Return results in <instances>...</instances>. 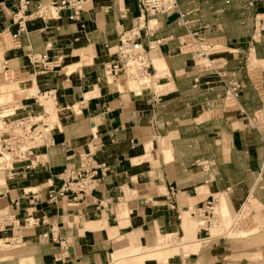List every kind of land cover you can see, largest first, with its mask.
Wrapping results in <instances>:
<instances>
[{
    "label": "crops",
    "instance_id": "obj_1",
    "mask_svg": "<svg viewBox=\"0 0 264 264\" xmlns=\"http://www.w3.org/2000/svg\"><path fill=\"white\" fill-rule=\"evenodd\" d=\"M27 1L16 15V0H0V33L18 35L3 57L31 78L23 88L32 83L37 97L47 96L61 115L53 145L41 153L45 166L5 175L15 222L0 230H19L22 246L20 255L0 264H159L138 250L150 254L162 242L180 251L177 263L170 255L162 264H188L193 254L180 247L217 241L188 222L183 226L185 218L197 220L193 209L214 198L229 213L252 199L264 215V131L244 127L240 117L264 111V36L250 40L264 0H177L188 27L219 46L224 71L242 82L238 111L225 109L224 88L214 76L194 84L193 60L177 50L176 39L186 32L178 13L143 21L137 40L144 47L161 43L141 85L103 75L121 37L137 23L135 0H98L77 20L66 12L54 20L30 18L37 4L50 0ZM19 16L24 32H18ZM32 110L38 114L41 107ZM86 153L108 168L96 190L76 202H50L48 186L59 188L57 176ZM12 199H19L17 208ZM223 250L203 255L223 263Z\"/></svg>",
    "mask_w": 264,
    "mask_h": 264
},
{
    "label": "built area",
    "instance_id": "obj_2",
    "mask_svg": "<svg viewBox=\"0 0 264 264\" xmlns=\"http://www.w3.org/2000/svg\"><path fill=\"white\" fill-rule=\"evenodd\" d=\"M18 10L16 15L23 14L29 2L27 0H16ZM98 0H50L48 4H37L35 10L29 15L30 18H40L43 20L59 19L63 12L68 14L71 20H77L81 13L88 7H91ZM139 12L136 25L125 33L116 48L115 59L103 66V75L106 81H114L119 76L126 79H134L141 81L143 78L150 76L153 71V65L150 59V53L155 51L161 41H152L144 47L136 38L137 33L143 28V21L158 16H168L178 13V24L185 29V34L176 39L177 50L181 55H187L193 60L194 84L200 83V78L208 74L214 76V83L220 84L224 88L223 105L228 111L237 110V98L243 89L242 82L234 76H228L221 64L225 66V62L217 58H213V54L218 52L219 46L202 38L198 32L191 30L185 21V14L179 13L177 0H135ZM18 32H24L22 23L24 19L19 16ZM264 33V15H261L254 22V33L250 40L256 42ZM17 34L8 32L0 33V155L6 156L12 164H21L24 170L34 171L37 168L45 166L46 162L41 154L42 149H47L53 145L52 128H48L43 124L40 118L45 117V110L41 106L36 97L32 96H13L17 90L3 92L5 85L12 84L17 80H11L16 77L17 68L11 66L9 61L4 59V53L9 50L3 49L6 44H11ZM39 61L34 58L32 64L37 65ZM210 80L204 81L205 85H211ZM23 93L20 91L19 94ZM8 94L10 98H5ZM39 95V93H36ZM44 95V94H43ZM45 96V95H44ZM32 101V104H28ZM33 105L41 107L43 114H34ZM240 117L244 121V127L255 130L257 132L264 131V111L259 110L252 116L241 114ZM43 130H40V128ZM35 139H40L39 146L30 147L26 143H33ZM207 169V168H206ZM108 168L104 164H98L94 160L92 154H81L78 157L77 165L68 164L57 176L60 187L55 188L53 185L48 186V200L52 203L66 199L70 202H76L82 198L90 196L95 190L99 181L105 176ZM172 188H170V197H172ZM10 203L17 208L19 199H12ZM217 202L214 198L206 201L199 208L190 212L191 216L197 218L198 232L204 236V239L216 238L221 239L222 234L210 235L209 230L226 224L223 219L224 214L217 210ZM247 202L243 203L231 218L228 226L229 231L238 229L248 214L246 208ZM0 228L12 226L14 224V215L9 211L0 216ZM14 227V226H13ZM12 227V228H13ZM228 230V228H227Z\"/></svg>",
    "mask_w": 264,
    "mask_h": 264
},
{
    "label": "rangeland",
    "instance_id": "obj_3",
    "mask_svg": "<svg viewBox=\"0 0 264 264\" xmlns=\"http://www.w3.org/2000/svg\"><path fill=\"white\" fill-rule=\"evenodd\" d=\"M9 46L10 44H6L3 49L9 48ZM218 51H220V49H218ZM217 53L218 52L213 54V58L220 59V61L222 62L221 54ZM249 64L251 70H253V66H256L257 63L252 58L249 61ZM10 65L13 66V64L11 63ZM221 69H225V66H223L222 64ZM17 72L18 73L16 74V77H13L11 80H18V82H16V84H9L10 87L6 88V90H17L16 92H14V94H12L16 97L34 95L39 104L44 103L48 100L45 105L43 104L46 112L45 117L40 118V120L43 124H46L48 128H53L59 122V116L61 115V112L55 109L54 104L52 105L51 101L47 98V96H44V98L40 96L37 97V89L32 83H27L23 88L22 83L26 80H29L31 82V78L23 70L18 69ZM147 80H149V76L143 78L141 81L136 82H139L142 85L147 83ZM135 84L136 83H133V85ZM20 91H23V93L19 94ZM10 95L11 94H8L6 97H4V99L10 98ZM40 114H43L42 110ZM54 114L56 115V119L54 118ZM40 130H43V128L41 127ZM41 143L42 142L40 139H35L33 143L28 142L26 143V145L34 147L39 146ZM1 157L3 158V161L0 162V216H3L6 213L8 214L9 204V198L7 197L8 193L6 191L5 175H8L9 173L13 172H18V170L23 169V167L21 164H12L11 161L6 158V156ZM41 158L45 157L43 156L39 159ZM219 204L220 205L216 204L217 210L220 206V211L224 212L223 214L225 218L223 219V221L226 224L223 223L219 226L210 229L209 233L210 235L222 234V238L216 239L217 241H194V243L190 245L180 247L182 248L181 251H183L185 255L193 254L188 259H186L187 261H189L188 264H264V215L259 212L256 202L252 199H249V201L247 202V206L245 205L248 209V214L246 218L242 220V223L238 227V229H235L234 231H229L228 226L231 223V218L235 214V211H229L228 213L226 207H223V211L221 209V203ZM186 222H188V224H190L194 228L195 226H197V220L195 221L185 218L183 222V226L185 227ZM214 243H217V245L215 246ZM21 246L22 242L19 230L11 232V235H4L0 230V260H2V258L12 259L13 256L20 255ZM166 247H168V245L162 242L157 247H153L151 250H155H153V252L150 254H148L146 250L139 249L138 252L144 251V256H142L143 260H156L157 263L162 264L166 262L165 258L171 255L174 258L172 259V261L177 263V255L180 252L179 248H177L178 246L169 249H165ZM204 249H209L211 252H216L220 249H224L223 251L227 255V257L223 259V263H217L214 258H210L203 255Z\"/></svg>",
    "mask_w": 264,
    "mask_h": 264
},
{
    "label": "bare ground",
    "instance_id": "obj_4",
    "mask_svg": "<svg viewBox=\"0 0 264 264\" xmlns=\"http://www.w3.org/2000/svg\"><path fill=\"white\" fill-rule=\"evenodd\" d=\"M0 57H1V59H2V56H1V53H0ZM16 82H18V80L17 81H15V82H13L12 84H16ZM24 84V82L22 83V85ZM11 85V84H10ZM10 85H5V86H3V88H2V90H3V92H10V91H12V90H6V88H8V87H10ZM42 106V105H41ZM1 161H3V158L1 157V155H0V162ZM2 165V164H1ZM3 166V165H2ZM220 211V210H219ZM224 211V210H223ZM221 212V211H220ZM221 213H224V212H221Z\"/></svg>",
    "mask_w": 264,
    "mask_h": 264
}]
</instances>
